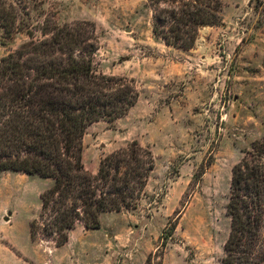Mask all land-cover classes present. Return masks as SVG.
<instances>
[{"label":"rangeland","instance_id":"1","mask_svg":"<svg viewBox=\"0 0 264 264\" xmlns=\"http://www.w3.org/2000/svg\"><path fill=\"white\" fill-rule=\"evenodd\" d=\"M26 2L33 25L93 22L95 70L139 91L126 116L87 129L85 168L96 172L103 156L137 141L155 169L136 210L103 214L97 230L78 224L62 247L29 237L52 180L0 174V264H144L158 249L163 264H220L231 169L264 138V0H222V24L202 29L189 50L152 35L145 0ZM28 40L0 28V59Z\"/></svg>","mask_w":264,"mask_h":264},{"label":"trees","instance_id":"2","mask_svg":"<svg viewBox=\"0 0 264 264\" xmlns=\"http://www.w3.org/2000/svg\"><path fill=\"white\" fill-rule=\"evenodd\" d=\"M26 1L0 0L4 36L29 38L0 59V174L52 180L40 194L29 237L62 247L78 224L97 230L103 214L136 210L155 160L132 141L103 156L96 172L85 168L87 129L126 116L139 91L133 79L97 73L100 39L93 22L58 25L46 16L33 25ZM144 7L152 35L175 49H192L202 29L223 21L222 0H145ZM226 214L230 227L220 264H264V138L232 167ZM162 256L158 249L144 264H163Z\"/></svg>","mask_w":264,"mask_h":264}]
</instances>
